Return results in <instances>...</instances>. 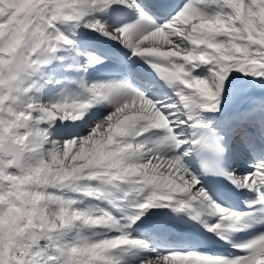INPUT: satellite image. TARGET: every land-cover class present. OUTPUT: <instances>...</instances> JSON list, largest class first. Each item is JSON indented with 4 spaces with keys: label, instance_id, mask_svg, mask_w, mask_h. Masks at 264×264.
Segmentation results:
<instances>
[{
    "label": "snow or ice",
    "instance_id": "1",
    "mask_svg": "<svg viewBox=\"0 0 264 264\" xmlns=\"http://www.w3.org/2000/svg\"><path fill=\"white\" fill-rule=\"evenodd\" d=\"M0 264H264V0H0Z\"/></svg>",
    "mask_w": 264,
    "mask_h": 264
}]
</instances>
